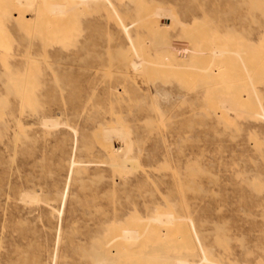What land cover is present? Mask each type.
Masks as SVG:
<instances>
[{
	"label": "rangeland",
	"instance_id": "rangeland-1",
	"mask_svg": "<svg viewBox=\"0 0 264 264\" xmlns=\"http://www.w3.org/2000/svg\"><path fill=\"white\" fill-rule=\"evenodd\" d=\"M0 7L12 9L7 0H0ZM156 7L174 15L176 34L161 26L165 20L146 26L137 20ZM120 11L125 22L137 20L143 48L157 57L179 52L186 59V52L218 44L242 46L254 77L264 70V0H137ZM80 17L66 29L67 49L78 55L77 48L90 40L96 46L92 58L111 60L101 74L113 83L118 56L128 54L126 41L103 10L87 13L82 22ZM45 35L43 24L29 18L0 23V264H88L69 249L88 252L91 239L112 236L118 221L144 226L153 203L165 210L171 206L180 226L162 227L140 250L111 253L109 262L150 264L153 258L147 262L143 254L169 249L177 232L194 225L222 262L264 264V117L224 107V94L217 90L235 79L222 83L214 76L203 84L195 75L145 72L115 96L104 83L48 91L42 84ZM70 68L75 80V62ZM159 77L171 81L173 93L188 97L174 101L172 93L153 89L149 84ZM255 80L251 102L264 114V79ZM155 95L167 96V102ZM38 116L59 126L44 129ZM110 127L123 134L105 136ZM74 142V159L94 163L82 164L87 167L80 180L72 173L59 217ZM125 158L132 162L123 164ZM25 192L36 201L25 202Z\"/></svg>",
	"mask_w": 264,
	"mask_h": 264
},
{
	"label": "bare ground",
	"instance_id": "bare-ground-1",
	"mask_svg": "<svg viewBox=\"0 0 264 264\" xmlns=\"http://www.w3.org/2000/svg\"><path fill=\"white\" fill-rule=\"evenodd\" d=\"M136 1L137 0H7V2L11 4L12 9L7 12V9L5 10L0 7V23L2 20L26 22V19L29 18L31 21L34 20L43 24V30L46 31V35L43 45L44 67L42 70V84L48 91L56 90L61 92L62 90L71 88L73 85L84 89H93L98 84L104 83L108 89L113 90L111 96H115L120 92H124L126 90V85L134 84L131 78L134 79L135 76L142 75L145 72H154L158 74L167 73L172 75H195L199 77L203 84L213 80L214 76H218L222 83H227L232 78L235 79L233 85H230L226 90L224 88L217 90L221 95L224 94L221 101L224 103V107L235 109L236 111H244L248 117L253 119L257 118V116L264 117V114L257 112L256 105L251 102V100L257 96V89L254 85L256 82L255 79H264V70L258 72L254 77L253 72L249 68V66H251L250 63L248 65L244 60L243 53L246 51L244 47H227V45L218 44L203 52H186V59H182L184 58L183 54L181 56L179 52H174L170 56L157 57L153 53H148L147 49L143 48V40L141 38L143 28L138 26V23H133L140 20L142 24L146 26L154 20H165L167 23L165 22L161 24V26L170 27V34L174 35L178 32L176 18L164 8L156 7L147 8L139 15L136 21L125 22L121 16L120 10H122L123 7H129L130 3L135 4ZM249 2L253 4V0H249ZM100 10H103L109 18L114 20L117 30L121 33L128 46L127 56H118L120 62L117 63L118 66L116 71L119 77L113 83L107 82L104 79V74H101L103 72L101 68L107 63H110L111 60L107 58L99 60L91 56L92 53H94L91 47H96L94 43H90V40H86L84 45L77 48L78 55H75V52L70 54L71 49H67L66 45L68 43L66 44L64 40L66 29L76 20L77 16H81L80 21L82 22L85 21L83 17L87 13L98 12ZM178 23L181 24L179 21ZM134 26L135 28H133ZM32 46H34V42H31L30 47ZM145 51L147 53H145ZM35 54L36 53H32V55ZM74 62L77 66V74L76 79L72 80L68 73L71 69L70 66H74ZM213 62H217L219 67L214 69L212 66L214 65ZM170 82V80L159 77L153 80L149 85L153 89H159V87H161L170 94L172 93L171 96L174 101L188 97L186 93L180 90H176L173 93L172 91L175 88ZM242 89H246L244 90L245 94L242 93ZM206 94L208 95V92H206L205 95ZM150 96L153 97L154 95L151 94ZM157 96L160 98L159 95ZM157 96L155 95V98H157ZM165 97L167 99V96ZM172 98L170 97L171 100ZM162 99L166 101L164 98H160L159 101H163ZM154 100L156 102V99ZM163 104L166 103L164 102ZM37 122L41 127L49 130H56L59 126V122L49 116H38ZM103 133L105 136L122 135L123 131L119 128L110 127L105 128ZM74 144L71 152L72 159L69 161L68 165L69 174L66 177L64 190L61 193V209L58 208V210H56L59 217L61 216L65 204L72 173H74V180H80L85 173V167H87L82 164L94 163L92 161H83L81 158L75 160L74 156L77 147L75 142ZM118 149H120V147L116 150L112 149L111 151L114 152ZM129 162H132L130 158L123 159V164ZM22 197L23 200L28 203L36 201L31 192H25ZM146 207L148 209V206ZM149 207L151 208V215L148 216V221H145L144 226H140L138 222H133L131 224L127 223V225L124 226L118 221L111 227L112 236L104 234L91 239V248L88 252L78 253L74 251V248H71L69 249L70 253L74 252L75 259L83 260L88 264H112L109 262V257L112 255L111 253L118 256L124 252H136L143 247L149 235L157 234L162 227H164V230L168 231L169 227L172 225L180 226L179 216L175 215L174 212L176 211H173L171 206L166 205L165 210L164 207H157L156 204L153 203ZM260 213L263 214L264 210L261 209ZM148 228L150 229V233L147 232ZM57 230L60 231V227H58ZM184 232L179 231L176 233L175 237L172 239L170 250L162 247L161 249H155L159 251H157L158 254L156 255L148 252V254H143L141 257H144V260L147 262L150 258H153L152 261L149 262L150 264H228L222 262L219 254L214 252L212 248L203 245L199 239V231H197L196 226L193 225L188 232ZM107 247L112 248V250L107 252ZM155 250L149 248V251ZM63 256L66 257V254ZM146 257H148L147 260Z\"/></svg>",
	"mask_w": 264,
	"mask_h": 264
}]
</instances>
